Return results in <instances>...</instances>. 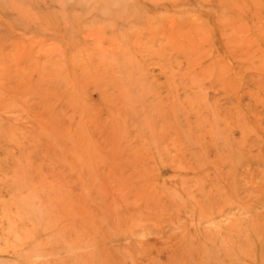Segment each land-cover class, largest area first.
Listing matches in <instances>:
<instances>
[{"label":"rangeland","instance_id":"374dc122","mask_svg":"<svg viewBox=\"0 0 264 264\" xmlns=\"http://www.w3.org/2000/svg\"><path fill=\"white\" fill-rule=\"evenodd\" d=\"M0 264H264V0H0Z\"/></svg>","mask_w":264,"mask_h":264}]
</instances>
